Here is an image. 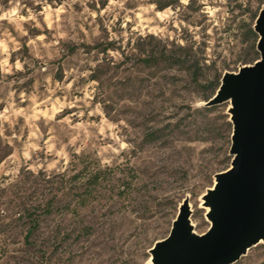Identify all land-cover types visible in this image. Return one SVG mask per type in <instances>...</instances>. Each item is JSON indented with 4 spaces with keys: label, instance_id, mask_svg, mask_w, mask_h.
I'll return each mask as SVG.
<instances>
[{
    "label": "rangeland",
    "instance_id": "374dc122",
    "mask_svg": "<svg viewBox=\"0 0 264 264\" xmlns=\"http://www.w3.org/2000/svg\"><path fill=\"white\" fill-rule=\"evenodd\" d=\"M152 1L0 0V264H149L184 199L208 228L231 123L202 103L258 58L264 0Z\"/></svg>",
    "mask_w": 264,
    "mask_h": 264
},
{
    "label": "water",
    "instance_id": "95a60500",
    "mask_svg": "<svg viewBox=\"0 0 264 264\" xmlns=\"http://www.w3.org/2000/svg\"><path fill=\"white\" fill-rule=\"evenodd\" d=\"M252 31L258 58L223 73L215 93L202 103L228 102L231 123L229 167L214 175L202 199L208 228L193 232L184 199L167 236L149 249V264H232L264 243V1Z\"/></svg>",
    "mask_w": 264,
    "mask_h": 264
},
{
    "label": "trees",
    "instance_id": "16d2710c",
    "mask_svg": "<svg viewBox=\"0 0 264 264\" xmlns=\"http://www.w3.org/2000/svg\"><path fill=\"white\" fill-rule=\"evenodd\" d=\"M173 0H168L166 2L164 1H160V0H153L152 3L154 4L155 8H157L158 10H162L168 6L171 5V2ZM249 33L254 37V33H252L251 30H249ZM148 59L149 57H147L144 62L147 63L148 62ZM207 108V107H205ZM75 176V175H74ZM99 176V172L98 171H94L92 173V175L89 176L88 179H86V182L90 184V186H95L97 184V181H98V177ZM76 177V176H75ZM87 192V190L84 188L83 191H81L80 193H78V201L77 202V205H80V206H83V200L85 199H82V198H86L84 197L85 196V193ZM36 208H41V213L44 214V215H49L51 213V207H49V204H47V201L43 204V205H37ZM29 210H27L26 208L23 209L22 213H19V215L17 216V218H21L20 216L25 213V217H28L29 215ZM23 216V215H22ZM27 219V218H26ZM37 227V220H30V223L26 229V233L24 235V238H27L29 236V234Z\"/></svg>",
    "mask_w": 264,
    "mask_h": 264
}]
</instances>
